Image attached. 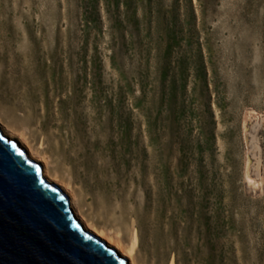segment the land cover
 Wrapping results in <instances>:
<instances>
[{
	"label": "rangeland",
	"instance_id": "obj_1",
	"mask_svg": "<svg viewBox=\"0 0 264 264\" xmlns=\"http://www.w3.org/2000/svg\"><path fill=\"white\" fill-rule=\"evenodd\" d=\"M0 118L136 264H264V0H0Z\"/></svg>",
	"mask_w": 264,
	"mask_h": 264
},
{
	"label": "water",
	"instance_id": "obj_2",
	"mask_svg": "<svg viewBox=\"0 0 264 264\" xmlns=\"http://www.w3.org/2000/svg\"><path fill=\"white\" fill-rule=\"evenodd\" d=\"M42 169L0 130V264H128L84 229Z\"/></svg>",
	"mask_w": 264,
	"mask_h": 264
},
{
	"label": "bare ground",
	"instance_id": "obj_3",
	"mask_svg": "<svg viewBox=\"0 0 264 264\" xmlns=\"http://www.w3.org/2000/svg\"><path fill=\"white\" fill-rule=\"evenodd\" d=\"M0 130L9 140L16 141L20 147L25 149L26 155L29 159L35 161L43 167L42 177H44L50 184H54L60 188V190L69 198L72 212L86 231L94 234L109 247L114 248L118 252L119 256L128 260V264H136L133 258V254L137 247V241L135 238H131L128 248L125 249L119 240L108 236L104 230L97 228L88 219H86V217L78 209L76 194L74 193L70 184L63 182L54 172L49 169V163L47 159L41 153L32 148L25 135L16 131L1 118Z\"/></svg>",
	"mask_w": 264,
	"mask_h": 264
}]
</instances>
